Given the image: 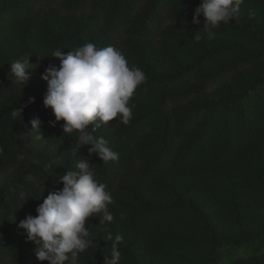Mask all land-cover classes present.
I'll return each mask as SVG.
<instances>
[{
    "label": "trees",
    "instance_id": "obj_1",
    "mask_svg": "<svg viewBox=\"0 0 264 264\" xmlns=\"http://www.w3.org/2000/svg\"><path fill=\"white\" fill-rule=\"evenodd\" d=\"M200 3L0 0V264H47L19 222L83 158L112 194L113 220L89 218L77 264H264V0H242L211 39L203 16L192 23ZM86 43L119 49L147 78L129 123L93 133L115 161L77 151L78 133L51 126L43 106L53 53ZM25 57L38 67L22 88L9 65Z\"/></svg>",
    "mask_w": 264,
    "mask_h": 264
},
{
    "label": "clouds",
    "instance_id": "obj_2",
    "mask_svg": "<svg viewBox=\"0 0 264 264\" xmlns=\"http://www.w3.org/2000/svg\"><path fill=\"white\" fill-rule=\"evenodd\" d=\"M241 2L201 0L194 10L192 23L199 24L203 16V30L208 31L211 39L214 36L211 29L238 16ZM52 57L60 60L59 68L49 66L41 75L47 83L43 106L51 109L55 117L50 125L55 127L63 121L65 134L78 133L77 151L89 146V152L97 154L103 162L117 160L119 153L102 136L93 133L118 117L122 123H129L133 115L130 100L136 89L146 82V74L139 67L130 66L125 55L113 46L98 48L86 43L66 55L57 50ZM31 58L25 57L9 65V73L22 88L28 85L31 73L38 67ZM33 102L34 98H29L28 104ZM25 107L27 104L14 108L12 116L22 117ZM30 123L31 129L39 131L38 117ZM29 133L30 130L26 131ZM39 138L42 137L39 135ZM58 183L63 185L62 189L50 192L36 208V216H26L18 227L34 244L35 256L40 262L77 264L79 254L93 243L86 227L89 218L102 214L104 221L111 222L113 216L108 205L113 203V197L107 186L98 182L94 166L85 158L77 162L75 170L60 177ZM121 239L116 236V240ZM113 256L118 257V253L114 252Z\"/></svg>",
    "mask_w": 264,
    "mask_h": 264
}]
</instances>
